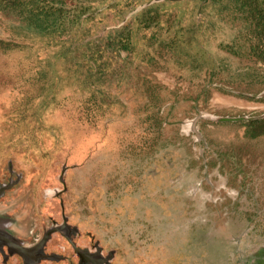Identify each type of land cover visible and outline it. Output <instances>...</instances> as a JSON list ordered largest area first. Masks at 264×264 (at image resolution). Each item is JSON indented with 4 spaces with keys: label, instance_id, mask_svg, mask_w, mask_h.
Returning a JSON list of instances; mask_svg holds the SVG:
<instances>
[{
    "label": "rangeland",
    "instance_id": "obj_1",
    "mask_svg": "<svg viewBox=\"0 0 264 264\" xmlns=\"http://www.w3.org/2000/svg\"><path fill=\"white\" fill-rule=\"evenodd\" d=\"M207 2L92 3L87 40L133 32L97 87L85 66L47 58L42 35L0 13L10 47L0 43V183L8 164L21 177L0 217L18 236L58 226L62 205L67 225L113 264H253L264 254V134H246L264 119V62L245 49L234 4ZM149 13L162 30H141ZM169 26L189 41L149 51L142 34L163 40Z\"/></svg>",
    "mask_w": 264,
    "mask_h": 264
},
{
    "label": "trees",
    "instance_id": "obj_2",
    "mask_svg": "<svg viewBox=\"0 0 264 264\" xmlns=\"http://www.w3.org/2000/svg\"><path fill=\"white\" fill-rule=\"evenodd\" d=\"M97 1L73 0L69 4L67 0H0V13L42 35L47 58H65L68 60L69 68L74 71L75 68H80V65L85 66V81L97 87V82H102L107 74H111L110 68L119 53L117 50H132L133 33L128 27H123L112 38L105 36L87 40V37L91 36L87 34L86 29L88 22L93 18L92 3ZM216 2L217 0H208V4L204 6ZM228 2L234 4L235 10L229 4L223 5L222 10L233 9L244 23L245 49L252 58L264 62V0H228ZM160 23L159 13L142 15L139 19L141 30L144 31L152 26L162 30ZM170 28V26L165 28L166 36H163V40L155 35L142 34L150 43L149 51L154 52L153 45L159 44L169 53L174 54L177 48L189 41V38L182 36V30L169 34ZM252 38L256 41L251 42ZM51 48L55 49L51 51ZM234 48L231 46V50ZM1 49L9 50L10 47L4 44ZM145 54L151 56L150 52ZM247 130L246 134L250 138L264 134V119L247 122Z\"/></svg>",
    "mask_w": 264,
    "mask_h": 264
},
{
    "label": "flooded vegetation",
    "instance_id": "obj_3",
    "mask_svg": "<svg viewBox=\"0 0 264 264\" xmlns=\"http://www.w3.org/2000/svg\"><path fill=\"white\" fill-rule=\"evenodd\" d=\"M20 178L8 164L5 182L0 183V199L16 186ZM61 219L62 222L56 224L58 226L34 238L31 225L21 237L11 230L8 219L0 217V264H113L115 255L99 248L91 234H80L67 225L62 205ZM50 230L56 231L47 235ZM253 260V264H264V254L259 253Z\"/></svg>",
    "mask_w": 264,
    "mask_h": 264
},
{
    "label": "water",
    "instance_id": "obj_4",
    "mask_svg": "<svg viewBox=\"0 0 264 264\" xmlns=\"http://www.w3.org/2000/svg\"><path fill=\"white\" fill-rule=\"evenodd\" d=\"M159 1H163V0H159ZM204 1H206V0H204ZM260 95L263 96L264 92L262 94H260ZM222 120H225V119H219V121H222ZM195 123H196V120L193 121L191 128H192L193 132L195 133V135L197 136V138L200 139L199 134L195 130ZM54 231H56V230H50L49 232H47V235H49L50 232H54ZM57 231H60V229H58Z\"/></svg>",
    "mask_w": 264,
    "mask_h": 264
}]
</instances>
